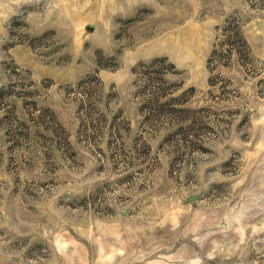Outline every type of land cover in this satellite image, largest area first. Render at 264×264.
I'll return each mask as SVG.
<instances>
[{
	"label": "rangeland",
	"instance_id": "1",
	"mask_svg": "<svg viewBox=\"0 0 264 264\" xmlns=\"http://www.w3.org/2000/svg\"><path fill=\"white\" fill-rule=\"evenodd\" d=\"M0 264H264V0H0Z\"/></svg>",
	"mask_w": 264,
	"mask_h": 264
},
{
	"label": "trees",
	"instance_id": "2",
	"mask_svg": "<svg viewBox=\"0 0 264 264\" xmlns=\"http://www.w3.org/2000/svg\"><path fill=\"white\" fill-rule=\"evenodd\" d=\"M236 34H237V36H238V38H239L240 40H243L244 43L247 44L245 38L243 37V35H242L241 31H239V29H238V31H237ZM160 60H163V58H162V59H155L154 61H160ZM171 65L174 67L173 63H171Z\"/></svg>",
	"mask_w": 264,
	"mask_h": 264
},
{
	"label": "water",
	"instance_id": "3",
	"mask_svg": "<svg viewBox=\"0 0 264 264\" xmlns=\"http://www.w3.org/2000/svg\"><path fill=\"white\" fill-rule=\"evenodd\" d=\"M195 199H196V196L189 197V201H192V200H195Z\"/></svg>",
	"mask_w": 264,
	"mask_h": 264
}]
</instances>
